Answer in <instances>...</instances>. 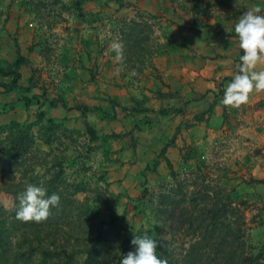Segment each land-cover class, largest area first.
<instances>
[{
    "label": "rangeland",
    "instance_id": "rangeland-1",
    "mask_svg": "<svg viewBox=\"0 0 264 264\" xmlns=\"http://www.w3.org/2000/svg\"><path fill=\"white\" fill-rule=\"evenodd\" d=\"M192 4L0 0V67L25 59L16 86L13 76L0 75V153L18 124L35 138L37 175L62 162L61 179L75 189L74 199L92 208H80L74 234L91 221L94 230L113 221L115 232L129 238L160 225L166 218L160 196L175 190L171 160L176 180H192L197 167L210 175L207 184L245 200L250 242L264 252V92H253L239 109L222 104L243 55L234 26L254 5L264 8V0H199L197 14ZM138 14L158 28L157 53L132 76L111 44L119 23ZM49 119L56 130L48 131ZM48 138L51 145L44 144ZM18 172L4 181L17 180ZM0 204L9 210L12 197L0 192ZM73 224L61 233H71Z\"/></svg>",
    "mask_w": 264,
    "mask_h": 264
},
{
    "label": "trees",
    "instance_id": "trees-1",
    "mask_svg": "<svg viewBox=\"0 0 264 264\" xmlns=\"http://www.w3.org/2000/svg\"><path fill=\"white\" fill-rule=\"evenodd\" d=\"M191 11L193 14L199 12V0H193ZM157 30L155 22L140 14L117 26L115 35L124 45V63L135 72L157 53ZM24 64L25 59L17 56L8 70L0 67V75L13 76L12 83L16 86L20 79L18 69ZM48 123V131L57 129L51 119ZM13 129L17 130V135L6 151L0 153V192L13 200L9 210L0 204V264L20 260L24 264L35 261L37 264H120L127 253L135 252L136 246L131 243L134 237L115 232L113 221L101 222L110 230L103 227L94 230L95 224L91 221L80 235L74 234L80 225L75 226L73 221L84 205L74 199L73 186L61 179L62 162L52 165L48 178L44 177L48 170L42 176L37 175L35 168L41 164L34 149V136L22 125L15 124ZM88 133L90 141L94 142L97 139L94 131ZM44 144L51 145V140L48 138ZM166 165L175 181V190L161 194L159 205L165 208L162 213L166 218L147 232L157 243L158 258L166 259L168 264H264V252H256L250 242L253 223L246 218L249 204L245 200H235L233 191L207 184L210 180L206 177L210 175L203 176L200 168L190 173L192 180L180 181L176 180L169 160ZM18 169L21 172L17 180L4 181ZM29 184L44 187L49 196L55 193L60 197L59 207L51 209L46 222L25 223L16 218L18 197ZM84 208L91 213L90 206ZM71 211L76 214L68 220ZM71 224L74 226L71 233H61L63 229L69 230ZM79 256H82L81 263Z\"/></svg>",
    "mask_w": 264,
    "mask_h": 264
},
{
    "label": "clouds",
    "instance_id": "clouds-1",
    "mask_svg": "<svg viewBox=\"0 0 264 264\" xmlns=\"http://www.w3.org/2000/svg\"><path fill=\"white\" fill-rule=\"evenodd\" d=\"M264 8L254 5L244 12L234 26L238 36L239 48L243 55L240 56L241 65L231 83L228 84L222 104L225 107L239 109L249 102L253 92H264V70L257 71L260 64H264ZM111 49L116 53L115 60L118 64L124 62V45L114 41ZM130 75L135 76V71ZM19 207L16 218L22 222H46L51 215L52 208H58L59 195H47L44 187L32 184L18 197ZM131 243L136 246L135 252H129L121 259L120 264H168L166 259L156 255L157 243L147 234L136 236Z\"/></svg>",
    "mask_w": 264,
    "mask_h": 264
},
{
    "label": "crops",
    "instance_id": "crops-1",
    "mask_svg": "<svg viewBox=\"0 0 264 264\" xmlns=\"http://www.w3.org/2000/svg\"><path fill=\"white\" fill-rule=\"evenodd\" d=\"M20 48H21V46H20ZM21 105V104H20ZM170 152L172 151L171 149L169 150ZM170 163L172 164V161L170 160Z\"/></svg>",
    "mask_w": 264,
    "mask_h": 264
}]
</instances>
